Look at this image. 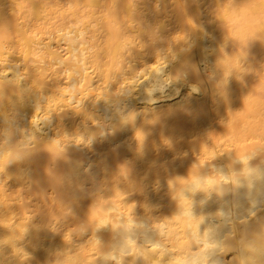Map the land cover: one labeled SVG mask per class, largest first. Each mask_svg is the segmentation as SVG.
Segmentation results:
<instances>
[{
    "label": "bare ground",
    "instance_id": "obj_1",
    "mask_svg": "<svg viewBox=\"0 0 264 264\" xmlns=\"http://www.w3.org/2000/svg\"><path fill=\"white\" fill-rule=\"evenodd\" d=\"M0 264H264V0H0Z\"/></svg>",
    "mask_w": 264,
    "mask_h": 264
}]
</instances>
